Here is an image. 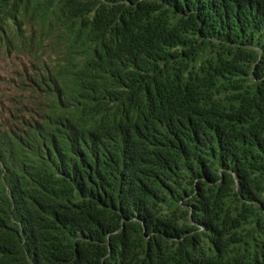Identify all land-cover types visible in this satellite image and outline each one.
Masks as SVG:
<instances>
[{
	"label": "trees",
	"instance_id": "1",
	"mask_svg": "<svg viewBox=\"0 0 264 264\" xmlns=\"http://www.w3.org/2000/svg\"><path fill=\"white\" fill-rule=\"evenodd\" d=\"M0 264H264V0H0Z\"/></svg>",
	"mask_w": 264,
	"mask_h": 264
}]
</instances>
